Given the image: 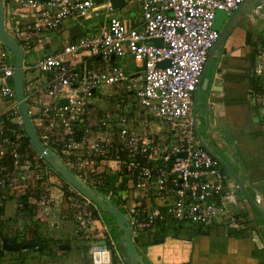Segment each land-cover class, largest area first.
I'll return each mask as SVG.
<instances>
[{
    "label": "built area",
    "instance_id": "1",
    "mask_svg": "<svg viewBox=\"0 0 264 264\" xmlns=\"http://www.w3.org/2000/svg\"><path fill=\"white\" fill-rule=\"evenodd\" d=\"M247 1L124 0L118 9L110 0H8L4 4L5 28L18 38L24 55L43 37L36 35L35 42L21 39L24 31L11 8L28 9L32 22L25 28L35 33H49L67 19L78 21L101 10L103 21L96 34H81L59 52L23 65L24 95L26 90L44 91L45 99L36 111L28 106L31 121L41 141L79 181L97 190L103 187L110 198L118 188L117 179L125 180L119 198L134 243L146 242L167 222L205 229L219 219L225 228L245 227L237 208V185L199 143L192 106L208 53L219 35L213 28L216 11L230 13ZM251 12L260 16L264 0H258ZM152 38H161L162 44H154ZM10 54L0 41V105L6 102L0 106V206L12 196H26L44 215L47 207L66 206L76 235L101 237L106 241L102 251L114 248L101 207L65 181L27 141L14 89L8 83L14 74ZM97 56L101 67L93 64ZM116 58L126 59L133 69L127 70ZM163 59L169 65L157 66ZM251 71L264 117V25ZM99 88L102 91L96 95ZM106 101L112 104L110 109ZM253 185L254 190H262ZM259 193L255 197L263 202Z\"/></svg>",
    "mask_w": 264,
    "mask_h": 264
},
{
    "label": "crops",
    "instance_id": "2",
    "mask_svg": "<svg viewBox=\"0 0 264 264\" xmlns=\"http://www.w3.org/2000/svg\"><path fill=\"white\" fill-rule=\"evenodd\" d=\"M6 1L8 0H2V3L5 4ZM257 2L258 0H248L241 9L248 8V13L252 15V6ZM17 8L20 7L14 9ZM16 13L19 26L24 31L20 35L21 39L28 38L35 42L36 35L43 37L42 42L35 43L32 50L25 53L24 64L34 63L44 56L59 52L65 43L73 39L69 36V29L74 24H79L82 34L87 35L96 34L103 21L101 10L91 11L89 15L78 21L65 20L57 30L49 33H35L25 28L32 22L30 13L28 11ZM242 13L236 14L234 24L229 27L217 45L204 72V82L200 84L197 93L196 120L200 133L203 129L206 134L207 139L201 133L203 139L213 147L215 153L220 155L216 150L222 152L221 157L224 156L223 158L230 161L237 170H242L241 176L245 177L244 181L246 180L245 184L249 190L250 187L253 188V184L264 186V127L259 120V116L263 117V115L261 107L259 108L260 103H257L256 97L255 99L253 97V94L259 93V87L251 71L254 64L252 54L261 41L264 12L260 16L253 14V16L261 17L260 21L255 20L252 24L241 26L243 16L248 14L247 11ZM32 51L40 52L39 56H32ZM213 60H215L214 66L210 69ZM99 61L97 57L95 62ZM115 61L125 66L127 70L133 69V65L124 58H116ZM95 62L93 63L95 66L99 65ZM28 77L29 74L26 73L25 79ZM41 79L42 76H39L38 85H41ZM25 97L32 111H36L39 102L45 99L42 89L36 92L26 90ZM220 136L224 141L220 140ZM218 143L224 146L218 147ZM227 145H232L234 148L232 154L228 153V156L221 149H228ZM117 185L114 195L119 197L125 190V180L118 178ZM258 198L261 199L260 196ZM18 203L21 205V202H16L15 206ZM239 206L245 227L236 229L234 234H227L228 227L225 228L222 222H214L205 229L194 224L176 226L167 222L165 226L160 225L155 232L151 233L146 238V242L135 243V245L145 264H264V247L259 248L252 235L254 228L264 224L259 221L258 216L244 198ZM32 209L36 222L29 221L20 226L18 236L23 239L30 238L28 229H31L32 233V230L37 227L41 236L59 244L74 243L79 257L89 256L90 247L99 240H103L99 236L76 235L70 213L61 212L58 207H47L46 215L36 211L37 208L33 205ZM19 216L23 219L21 215ZM26 218L30 219L29 216ZM23 227H26L25 234H23ZM55 227L64 230L66 235L59 239L51 237L50 232L56 230ZM258 231L264 237V228ZM120 239L121 236H117L115 247L110 250L113 252L115 264H128L127 259L124 258L125 249ZM4 255L0 256L4 257ZM10 259L8 262L11 264Z\"/></svg>",
    "mask_w": 264,
    "mask_h": 264
},
{
    "label": "water",
    "instance_id": "3",
    "mask_svg": "<svg viewBox=\"0 0 264 264\" xmlns=\"http://www.w3.org/2000/svg\"><path fill=\"white\" fill-rule=\"evenodd\" d=\"M111 5L113 7L121 8L124 5V0H110ZM243 4L239 5L236 9L232 10L230 13L224 10L216 11L214 21H213V28L219 32L218 38L212 48L208 53V57L202 73L200 75L199 83L194 91V98H193V106H192V125L194 133L201 144L210 155H212L219 164L223 167L225 172L233 179L237 188L244 199L247 201L249 206L259 214V216L264 220V196L263 202L259 203L250 191L248 190L244 179L241 176V171L237 170L233 164L215 153L212 147L205 141L199 131L196 114H197V93L200 88V84L204 82L203 76L207 66L210 63L211 57L223 39L225 33L234 23L233 20L236 14L241 10ZM11 10L15 11H25L27 12V8H11ZM81 29L79 24H74L69 29V36L70 38L77 37L81 35ZM0 41L3 46L9 50L12 54L14 59V74L11 78H8V83H12V87L14 89L16 101L18 104V108L21 114L24 131L28 140L31 144L32 149L34 152L39 155L43 160H45L65 181L70 183L72 186L77 188L83 195L94 201L98 204L101 209L110 213L117 222L119 229L122 231V245L125 249L124 258L127 259L128 264H145L144 260L141 258L140 253L133 242L130 230H129V222L127 216L115 206L112 202L111 198L106 196L103 192L91 188L81 181H79L71 172V170L66 166V164L60 159V157L54 153L49 147H47L39 138L35 127L31 121V117L28 111V105L26 101V97L24 95V52L22 47L19 44V40L17 37L12 36L5 28L4 24V4L2 0H0ZM151 41L156 45L162 44L161 38H152ZM99 58V56H97ZM113 57V56H112ZM169 65L168 59H163L157 63V66L165 67ZM61 102H65L62 100ZM180 155L185 156V152L180 153ZM227 234H234L236 233L235 227H228L226 229ZM253 240L259 248L264 247V237L262 234L257 230H252ZM0 240L3 250L7 251H16L22 250L26 247H37L38 245V237L37 235L34 236L32 240H23L17 241L15 239H9L5 236H1ZM106 241L99 240L96 244L92 245L89 249V256H80L73 260L71 264H115V258L113 252L111 250L102 251V245H105ZM70 247L69 244L64 243L59 245V249L64 250Z\"/></svg>",
    "mask_w": 264,
    "mask_h": 264
},
{
    "label": "rangeland",
    "instance_id": "4",
    "mask_svg": "<svg viewBox=\"0 0 264 264\" xmlns=\"http://www.w3.org/2000/svg\"><path fill=\"white\" fill-rule=\"evenodd\" d=\"M246 11L248 13L249 9L248 8L241 9L238 13H242L243 12L242 14H244V12H246ZM249 13L246 14L245 16H243V19L241 20V26L246 25V24H252L255 20H257V21L261 20V17L253 16V14L251 15ZM32 52H33V53H31L32 56H36L37 57L40 54V52H37V51H32ZM252 55L254 56V53ZM9 59L10 60L13 59L12 54H10ZM26 59L28 60V57H26ZM122 61L124 62V60H122ZM214 61L215 60H213L210 69L213 68ZM95 63L99 64V65L96 64L97 66H100V67L102 66V62H95ZM101 91H102V89H100V88L97 89L96 95H99V93ZM253 97H254V99L256 97L257 98L256 99L257 103L258 102L260 103L261 95L259 93L258 94L257 93L253 94ZM117 101L118 100L116 99V102ZM5 105H6V102H3L0 106H1V108H3ZM104 105L107 108H109V109L112 107V104L110 102H108V101H106L104 103ZM260 107L261 106H259V108ZM254 109H256V108H254ZM256 112H257V109H256ZM259 120L263 124V127H264V117H260L259 116ZM203 131L204 130L202 129L201 133H202L203 137L205 139H207L206 134H204ZM220 140L224 141V139L221 136H220ZM227 147H228V149L227 148H224V149H226L229 154L230 153L232 154L233 149H234L233 146L232 145H230V146L227 145ZM216 151L220 155H222V152H220L218 150H216ZM242 178L245 179V177H242ZM109 181H110V186H112L113 183H114V177H111L109 179ZM259 186L264 191V186H261V185H259ZM252 187L254 188L255 185H253ZM31 188H34L33 189L34 191L37 190V189H35V187H31ZM253 188L250 187L249 191L254 197L259 195L260 194L259 192L262 191V190H260L258 192L256 190H254ZM98 190L108 193V191L106 189H104L103 187H99ZM110 197L112 198L115 206H117V208L121 209V211H124L122 206H121V199L119 197H116L114 194L110 195ZM235 197H236V201H237V208L239 210V213L242 216V211H240L241 208L239 206V203L243 202V198L244 197L242 195L238 194V188H237V191L235 190ZM23 200L24 199L21 198V197L12 196V197L7 199V202H6L7 204L5 206H3V214L1 215V220H2V225H3L2 227H3V231L5 233L4 234L5 236L17 237L18 234H19V230H21L20 226L21 225H25L26 222L30 221V219L26 218V217L29 216V210L23 211L22 208H21L20 203H18L15 206L16 202H22ZM260 202H262V200ZM53 206L60 208L61 212L62 211H65L67 213L69 212V211H67L68 208L66 206H63V205H52L50 207H53ZM101 214H102V217L104 219L105 224L107 225V227L109 229L110 236L112 237L113 241L116 242L117 235L119 234V229L117 228L115 220L113 219V217H111L112 215L110 213H106L105 211H103V209H101ZM19 215H21V217L23 219H21ZM11 217H12V219H11ZM216 222L218 223V222H221V221H219V219H217ZM171 223L175 224L176 226H179L178 223H174V222H171ZM25 228L26 227H23V229H24L23 230V234H25L24 233ZM54 229H56V230H51V232H50V236L51 237H55V239H57V238L59 239L60 237L66 235V232L64 230H62L60 228L58 229V227H55ZM30 231H31V229H28V233H29L28 237L31 238V236H30L31 232ZM18 237L21 238V236H18ZM41 244H43V246H45V248H44V250L42 252H40L39 250L36 251L34 249H31V248H26V249L16 250V251H5L4 257L0 256V264H10L8 262L9 258H11L10 259L11 260V264H71L75 258L79 257V253L76 251L75 244L72 243V242L69 243L70 247L68 249H64V250L59 249V245L60 244L58 242L50 239V238H46V240L44 239V241Z\"/></svg>",
    "mask_w": 264,
    "mask_h": 264
},
{
    "label": "trees",
    "instance_id": "5",
    "mask_svg": "<svg viewBox=\"0 0 264 264\" xmlns=\"http://www.w3.org/2000/svg\"><path fill=\"white\" fill-rule=\"evenodd\" d=\"M231 138H229V140H230ZM232 140V139H231ZM27 141H28V138H27ZM224 173L225 174H227L225 171H224ZM102 192V191H101ZM103 193H105V194H107L106 192H103ZM238 194H240L241 195V193L239 192V190H238ZM21 198H23L24 200L21 202V208H22V210L23 211H25V210H29V217H30V221L32 222V223H34V222H36V219H34V212L32 211L33 209H32V204H30L28 201H27V197L26 196H23V197H21ZM111 198V197H110ZM111 200H112V198H111ZM112 202H113V200H112ZM114 203V202H113ZM29 208V209H28ZM120 211H121V209H119ZM103 211H105V210H103ZM254 211V210H253ZM106 213H108L107 211H105ZM255 212V211H254ZM3 214V207L2 206H0V225H2V220H1V215ZM255 214L258 216V218H259V221L260 222H262L263 224H264V220L259 216V214L257 213V212H255ZM111 216V215H110ZM111 217H113V216H111ZM113 219L115 220V222H116V219L113 217ZM242 219H243V217H242ZM116 225H117V222H116ZM117 228L119 229V227H118V225H117ZM255 229V228H254ZM31 234V238L33 239V237L35 236V235H37V237H38V240H39V242H38V245H37V247H32V246H30V247H26V248H31V249H34V250H36V251H40V252H42L43 250H44V248H45V246H43V244H41L43 241H44V239L46 240V238L45 237H43V236H41L39 233H38V228L37 227H35L33 230H32V233H30ZM117 236H122V231L119 229V234L117 235ZM15 239H18V240H24L23 238H20V237H15ZM120 241L122 242V239H120ZM25 248V249H26ZM50 254V253H49Z\"/></svg>",
    "mask_w": 264,
    "mask_h": 264
},
{
    "label": "flooded vegetation",
    "instance_id": "6",
    "mask_svg": "<svg viewBox=\"0 0 264 264\" xmlns=\"http://www.w3.org/2000/svg\"><path fill=\"white\" fill-rule=\"evenodd\" d=\"M262 193H263V196H264V191H263V189H262ZM258 200H259V198H257ZM3 225H0V234H1V236H5L4 234V231H3V227H2ZM5 237H7V238H9V239H15V237H8V236H5ZM15 240H17V241H23V240H18V239H15ZM24 240H32V238H28V239H24ZM5 251H7V250H3L2 249V245H1V240H0V255L2 256V254H5Z\"/></svg>",
    "mask_w": 264,
    "mask_h": 264
},
{
    "label": "bare ground",
    "instance_id": "7",
    "mask_svg": "<svg viewBox=\"0 0 264 264\" xmlns=\"http://www.w3.org/2000/svg\"><path fill=\"white\" fill-rule=\"evenodd\" d=\"M258 200V199H257ZM259 201V200H258ZM260 202V201H259Z\"/></svg>",
    "mask_w": 264,
    "mask_h": 264
}]
</instances>
